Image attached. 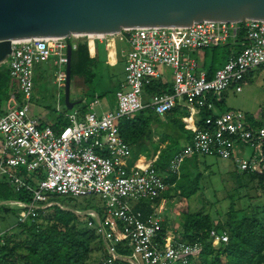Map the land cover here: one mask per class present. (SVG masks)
I'll list each match as a JSON object with an SVG mask.
<instances>
[{
    "label": "built area",
    "instance_id": "2783aa9c",
    "mask_svg": "<svg viewBox=\"0 0 264 264\" xmlns=\"http://www.w3.org/2000/svg\"><path fill=\"white\" fill-rule=\"evenodd\" d=\"M114 36H123L129 47L115 108L98 114L100 102L93 100L84 112L72 109L65 113L57 99L55 110L67 124L57 132L50 126L39 128L29 115L37 67L53 63L52 84L59 97L65 82L67 45L74 50L79 41H86L90 47ZM229 42L239 47L238 52L229 55L207 78L190 54ZM8 58L5 66L18 85L20 101L10 96L0 113V178L6 179L14 193L30 194V204L15 203L24 211L18 223L32 222L38 211L56 206L48 194L98 198L102 214L91 212L97 224L88 220L86 226L105 244L104 264L119 260L127 264H190L202 251L199 243L163 236V220L152 204V214L144 219L130 206L131 202L141 205L159 199L174 185L165 182L152 162L140 167L139 159L132 160L131 148L116 126L118 120L131 119L143 110L157 117L174 108L187 111L181 121L191 139L165 171L177 180L183 162L193 157L238 160L242 173H264V127L253 126L257 119L250 120L240 111L214 112L222 93H240L253 71L264 66V21H203L183 29L147 27L122 30L117 35H71L68 42L66 38H32L12 43ZM152 83H169L172 92L150 95L144 102V90ZM246 149L251 155L244 158ZM209 236L213 247L228 242L225 232L213 230ZM120 245L127 248V255L118 253Z\"/></svg>",
    "mask_w": 264,
    "mask_h": 264
},
{
    "label": "trees",
    "instance_id": "16d2710c",
    "mask_svg": "<svg viewBox=\"0 0 264 264\" xmlns=\"http://www.w3.org/2000/svg\"><path fill=\"white\" fill-rule=\"evenodd\" d=\"M51 68H53L52 62L39 66L37 78L42 79L43 73ZM94 68L95 59L92 51L88 48L86 41H79L76 48L71 50V80L78 77L82 79L86 89L89 88L95 78ZM212 76L213 74L209 73L207 78ZM144 91L148 96L172 92L170 86L160 83H152ZM12 95L20 101L16 81L10 78L7 67L0 65V113ZM46 108L56 113L53 107ZM81 110L84 111L85 107ZM63 112L66 113L67 110L64 108ZM170 113L187 116V111L179 108H174ZM249 119L252 120V117ZM162 123V120L149 110H143L131 119H120L116 122L120 137L130 146L134 160L144 156L145 149L152 144L153 125L159 126ZM167 123H172V132L169 129L164 130L163 138H159L160 141L164 142L168 138H173L175 143H179V135L186 136L188 132L179 120L167 121ZM66 124L64 116L56 114L55 123L49 126L57 132ZM252 124L256 127L262 126L258 120H254ZM165 125L168 126V124ZM43 126L40 124L38 127L43 128ZM169 146L167 145L161 151L156 148L153 153L155 155L159 151L153 163L158 173H164L170 160L182 149L179 146L171 154ZM198 164L197 157L188 158L181 166L178 180L175 176L165 178L167 184L174 185V189H179L180 192L177 205L183 215V222L178 235L173 233V237L187 244L199 243L202 248L200 255L190 264H264V203L255 209H248L249 206H247L237 212L233 210V201H230L226 220L221 222H215L208 214L189 212L188 200L196 194L201 176L196 174L192 178L188 177L192 176L189 173L192 174ZM137 165L144 167L143 158L139 159ZM184 167L188 169V175L184 174L186 170ZM243 178H246L242 181L244 184H256V191H264V173L260 176L243 173ZM50 202L55 203L51 200ZM8 203L28 205L31 203V197L24 191L14 193L8 182L0 178V215L3 214V217H0V225L4 229L0 233V264H104L107 257L105 244L95 230L87 228L88 220L84 221L80 215L66 210L62 205L55 204L56 206L38 211V216L32 222L20 224L18 217L6 218L8 210L5 205ZM134 209L142 214L143 219L153 212L150 205L145 204ZM163 226L162 235L166 236L168 228ZM213 230L219 234L225 232L228 242L213 247L209 236ZM95 251L101 252V259L98 261L91 259ZM117 251L121 255L129 253L124 245L118 246ZM113 264L127 263L119 260Z\"/></svg>",
    "mask_w": 264,
    "mask_h": 264
},
{
    "label": "rangeland",
    "instance_id": "374dc122",
    "mask_svg": "<svg viewBox=\"0 0 264 264\" xmlns=\"http://www.w3.org/2000/svg\"><path fill=\"white\" fill-rule=\"evenodd\" d=\"M124 46V44L118 43L117 49L119 50V48ZM104 47V45H98L97 47L98 62L94 69L95 78L91 86L84 90L86 100H90L93 96L99 97L104 109L98 111L99 114L103 111L114 108L113 99L115 92L118 89V85L124 82L122 60L117 56V59H113L115 63L112 66L107 65V63H105L106 53ZM238 50L239 47L231 42L219 46L218 48H209L205 50L208 54V67L212 65L211 59L214 58V67L217 69L221 68L227 60V57L236 54ZM196 53L191 54V57L194 58L197 56ZM165 72L169 76V71ZM51 74L52 69H49L43 73L42 79L37 78L38 72L36 70L34 74L35 100L31 103L29 110V115L31 117L46 120L48 123H51L54 120L56 113L50 112L46 107L51 106L54 109L58 99L60 109L64 110L65 108L64 84L60 90L59 97H57V90L52 84ZM77 85L82 87V80L80 78H75L74 82H71L69 95L71 102H75L77 92L74 87ZM109 101L110 104H106L105 106L104 103ZM80 107V103L75 105L76 109H80ZM225 111H240L248 117H255L264 127V66L253 71L247 82L242 85L240 93L235 94L232 90H228L221 94L220 102L217 104L214 112L220 113ZM161 120L163 122L162 125L155 127V130L153 129L154 135L157 137L161 136L164 130L169 129V131L172 132L173 128L172 123H167L162 118ZM165 124H168V126ZM186 137L191 139V134L187 133L185 138ZM168 141V145H170L169 147L171 148V154L174 150L178 149L179 146L182 147V142L180 140L179 143H175L173 138H168ZM156 148L159 149V143L152 142V144L145 149V152L143 153L144 156L146 158L151 157ZM250 155V150L246 149L243 157L247 158ZM198 162L197 169H194L192 174L189 173V175L192 176L188 177L192 178L196 174H200L201 176L196 194L188 200L189 212L191 214H208L215 222H221L226 220L230 201H233V210L237 212L247 206H249L248 209H255V207L261 206L264 203V191L258 189V191H256V184L251 185L250 183L244 184L242 182L246 180V178H243V173L239 170L240 161L223 160L216 157H199ZM184 172V174L188 175V169ZM160 174L165 175L164 173ZM47 196L49 197V200L55 202V204L62 205L66 210L80 215L84 221L91 220L95 224H97V217L91 214V212L101 215L103 211V206L100 200L95 197L72 198L59 197L52 194H48ZM179 200V189L175 190L167 188L159 199L144 203L145 205L152 204L157 207L160 217L166 220L165 227H171V230L168 231V236L170 237H173V233L178 235L181 223L183 222V215L179 211V205H177ZM139 205L140 203H130L132 208ZM5 207L8 210L6 215V218L8 219L19 217L24 214L23 209L15 203H8ZM0 217H3V214H1ZM234 217H236V215H234ZM3 230L4 229L0 225V233ZM91 259L95 261L100 260L101 252L95 251Z\"/></svg>",
    "mask_w": 264,
    "mask_h": 264
},
{
    "label": "water",
    "instance_id": "95a60500",
    "mask_svg": "<svg viewBox=\"0 0 264 264\" xmlns=\"http://www.w3.org/2000/svg\"><path fill=\"white\" fill-rule=\"evenodd\" d=\"M264 21V0H0V65L10 61L11 44L32 38L117 35L122 30L187 28L203 21ZM64 107L71 84V47L66 49Z\"/></svg>",
    "mask_w": 264,
    "mask_h": 264
},
{
    "label": "crops",
    "instance_id": "0c3cea01",
    "mask_svg": "<svg viewBox=\"0 0 264 264\" xmlns=\"http://www.w3.org/2000/svg\"><path fill=\"white\" fill-rule=\"evenodd\" d=\"M124 44L125 46L124 47H122V48H119V50L117 49V44ZM98 45H104L105 47H104V50H105V53H106V62L105 63H107V65H110V66H112L114 63H115V61H113V59L115 60V59H117L116 57L117 56H119V58L122 60V62H123V67H122V71H123V74H125L124 73V68H125V65H126V54L128 53V51H129V47H128V44H127V42H126V39L123 37V36H114L113 38H109L107 41H103V42H95L92 46H90V47H88V48H90V50L92 51V54H93V56H94V59H95V67H96V65H97V62H98V50H97V47H98ZM111 50V51H110ZM119 51V53H118V51ZM207 50V49H206ZM194 53H196V52H194ZM194 53H191V54H194ZM191 54H190V57H191ZM196 55L197 56H195L194 58L193 57H191L192 59H194L196 62H197V65H198V69H199V71H201V72H204L206 75H208L209 73H212V74H214V72L216 71V70H218L217 68H215L214 67V65H213V60H214V58L213 59H211V66L210 67H208V54H207V52L205 51V50H203V51H200V52H198V53H196ZM228 58V57H227ZM226 62V61H225ZM49 64V63H48ZM44 65H46V64H44ZM42 66V65H41ZM38 68V67H37ZM52 69V73H53V70H54V67L53 68H51ZM95 69V68H94ZM37 70V69H36ZM51 78H52V74H51ZM76 78H78V77H76ZM75 79V78H74ZM74 79L73 80H71V82H74ZM82 80V79H81ZM122 85H123V83H121V84H119L118 85V89H117V91L115 92V94L118 92V91H120L121 90V87H122ZM164 85H168V86H170V84L169 83H166V84H164ZM70 86H71V84H70ZM74 86V85H73ZM171 87V86H170ZM75 89H76V99H75V102H78V101H81V102H79L80 104H81V107H80V109H76L75 108V106L72 108L73 110H78V111H80V112H84V111H82L81 109H83L87 104H89L90 102H92L93 100H98L99 102H100V106L96 109L97 110V113H98V111H100L101 109L102 110H104L103 109V106H102V103H101V101L99 100V97H97V96H93V99L91 98L90 100H86L85 99V91L84 90H86L85 88V86H84V84H83V81H82V87L81 86H79V85H77L76 87H74ZM35 100V94H34V98H33V101ZM147 100H148V95L147 94H145V91H144V98H143V101L144 102H147ZM32 101V102H33ZM113 101H114V108H115V95H114V99H113ZM75 102H72V103H75ZM79 103H77V104H79ZM106 104H110V101L109 102H105L104 103V105L106 106ZM76 105V104H75ZM5 106V105H4ZM55 106H56V104H55ZM217 107V105H215V108ZM113 108V109H114ZM3 109H4V107H3ZM3 109H2V111H3ZM55 109V108H54ZM71 109V110H72ZM86 109V108H85ZM113 109H110V110H107V111H103V112H101V113H105V112H108V111H111V110H113ZM55 112H56V110H55ZM221 113V112H220ZM56 114H57V112H56ZM99 114V113H98ZM174 113H170V114H168V115H170V116H162V117H158V118H162L165 122H167V121H175V120H179L180 122H181V124L183 125V122L181 121V119L184 117V116H180L179 114H176V115H173ZM216 114H219L218 112H216ZM58 115V114H57ZM32 118H34V117H32ZM34 119H36V118H34ZM55 119H56V115H55V117H54V120L51 122V123H48V121H46V120H40V119H36L37 120V122H38V124L40 125V124H43L44 126H49V125H51V124H54L55 123ZM43 126V127H44ZM158 125L157 124H154L153 125V129L155 130V127H157ZM183 127H184V129L186 130V128H185V126L183 125ZM187 131V130H186ZM188 133H190L189 131H187ZM191 134V133H190ZM162 139L163 138V135H161V136H155V135H153V138H152V141L153 142H157V143H159V149L160 150H162V149H164L168 144H169V141H168V139L166 140V141H164V142H161L160 141V139ZM187 138H185V136H180L179 135V140L182 142V148L190 141V139H187ZM159 150V151H160ZM182 150V149H181ZM159 151L158 152H156L155 153V155L154 154H152L151 155V157H149V158H146L145 156H139L137 159H140V158H143V165H146L147 164V162L146 161H150V162H152V163H154L155 161H156V159H157V157H158V155H159ZM241 151H243V153H244V150H241ZM133 157V156H132ZM173 159V158H172ZM132 160H134V159H132ZM136 160V159H135ZM160 174V173H159ZM164 174L165 175H163L164 177H167V176H170V175H168V174H166L165 172H164ZM171 189H174L173 187H171ZM157 208V207H156ZM163 220V223H162V226L163 225H165L166 224V220L163 218L162 219ZM171 224V223H170ZM171 227H168V231H170L171 229H170ZM172 233H173V231H172Z\"/></svg>",
    "mask_w": 264,
    "mask_h": 264
},
{
    "label": "bare ground",
    "instance_id": "6f19581e",
    "mask_svg": "<svg viewBox=\"0 0 264 264\" xmlns=\"http://www.w3.org/2000/svg\"><path fill=\"white\" fill-rule=\"evenodd\" d=\"M144 167H145V165H144Z\"/></svg>",
    "mask_w": 264,
    "mask_h": 264
}]
</instances>
